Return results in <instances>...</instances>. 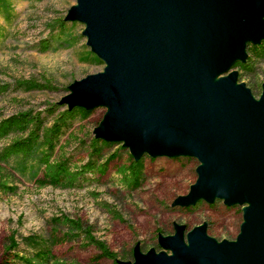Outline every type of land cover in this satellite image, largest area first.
<instances>
[{
	"label": "water",
	"instance_id": "1",
	"mask_svg": "<svg viewBox=\"0 0 264 264\" xmlns=\"http://www.w3.org/2000/svg\"><path fill=\"white\" fill-rule=\"evenodd\" d=\"M65 18L87 23L108 65L60 103L114 106L95 135L122 141L135 159L198 157V180L175 205L245 206L236 240L217 241L206 223L177 224L160 236L172 255L137 247L134 263H120L264 264V83L258 98L237 70L220 77L264 39V0H78Z\"/></svg>",
	"mask_w": 264,
	"mask_h": 264
},
{
	"label": "rangeland",
	"instance_id": "2",
	"mask_svg": "<svg viewBox=\"0 0 264 264\" xmlns=\"http://www.w3.org/2000/svg\"><path fill=\"white\" fill-rule=\"evenodd\" d=\"M76 4L78 0H0V83H9L0 94V118L19 111L45 112L50 105L61 104L78 80L105 71L108 62L88 43L87 23L65 18ZM61 19L66 21L65 26ZM43 39L50 40L47 50L41 48ZM234 70L238 71L237 83H246L260 98L264 57L256 59L255 71L244 72L241 78L240 69L233 65L220 77ZM25 78L50 80L55 88L17 85ZM89 109L88 116L79 114L65 126L52 158L65 157L71 166L95 160L104 163L105 170L88 173L78 187H40L36 182L43 175L40 160L12 156L7 166L15 174L13 183L19 191L0 192V259L13 235L23 253L33 254L47 247L53 258L64 264H115L88 243L86 232L67 236L69 228L54 220L63 217L81 221L85 230L117 254L118 264L134 263L137 247L142 253L154 250L172 255L173 251L160 244V236L175 233L177 224L189 231L206 223L207 233L217 241L237 239L245 221L244 204L227 206L218 199L214 207L207 201L189 209L175 205L198 180V157L153 156L146 152L141 184L125 185L119 167L135 157L128 146L116 140L104 144L101 154H92L90 139L95 129L104 125L110 107L98 104ZM53 115L48 116L50 121ZM12 137L1 139L0 148ZM115 150L117 156L109 160ZM185 241L189 243L186 235Z\"/></svg>",
	"mask_w": 264,
	"mask_h": 264
},
{
	"label": "trees",
	"instance_id": "3",
	"mask_svg": "<svg viewBox=\"0 0 264 264\" xmlns=\"http://www.w3.org/2000/svg\"><path fill=\"white\" fill-rule=\"evenodd\" d=\"M61 24L65 26L66 21L61 19ZM51 46L49 39L41 41L43 50ZM246 59H238L233 66L241 71L240 78L244 72L255 71V61L264 57V39L259 42H248ZM262 82V86H263ZM30 85L40 89H53L55 85L50 80L38 81L34 78H25L17 81V85ZM9 88V83H0V94ZM251 88V87H250ZM252 92L255 94L253 89ZM63 107L62 109H60ZM91 109L76 105L68 107L65 103L50 105L43 110H27L12 113L0 118V140L10 135L12 139L0 148V192L5 194H16L19 186L13 183L14 176L7 164L12 156H20L22 159L36 157L43 164V175L36 179L40 187L54 186L60 188H74L80 186L87 179L90 172L96 169L105 170L104 163H98L95 160H88L80 165L71 166L65 157L52 158V152L55 150L65 126L69 125L78 115L88 116ZM55 114V115H53ZM49 115H53L52 121ZM111 143L103 137L94 135L90 139V149L93 155L101 154L103 145ZM122 148L124 146L122 145ZM115 150L110 154L109 160L117 156ZM179 155L175 157H180ZM191 156V155H189ZM144 156L139 159L131 158L127 163L119 167L121 180L128 186H139L144 175ZM205 200L201 199L192 205L182 206L186 209L200 205ZM219 200L208 202L210 206H216ZM225 204V203H224ZM227 205V204H225ZM237 205V204H235ZM181 206V205H176ZM234 206V205H227ZM57 223L65 224L69 228L67 236L79 235L86 232L88 243L94 244L101 251V256L114 260L117 263V254L101 240L96 239L89 231L83 228L82 222L68 217L54 218ZM168 235V234H164ZM19 242L15 236L9 237V242L4 248L0 264H64L53 258L50 248H40L33 254L23 253L19 248Z\"/></svg>",
	"mask_w": 264,
	"mask_h": 264
},
{
	"label": "bare ground",
	"instance_id": "4",
	"mask_svg": "<svg viewBox=\"0 0 264 264\" xmlns=\"http://www.w3.org/2000/svg\"><path fill=\"white\" fill-rule=\"evenodd\" d=\"M217 78H218V76H217ZM217 78H215V79H217ZM110 107V109H114V106H109Z\"/></svg>",
	"mask_w": 264,
	"mask_h": 264
}]
</instances>
